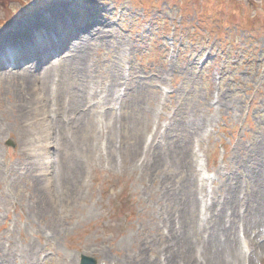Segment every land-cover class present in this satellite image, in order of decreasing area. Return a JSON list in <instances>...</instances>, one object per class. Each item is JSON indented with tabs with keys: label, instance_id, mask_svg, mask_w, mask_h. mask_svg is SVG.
Returning a JSON list of instances; mask_svg holds the SVG:
<instances>
[{
	"label": "rangeland",
	"instance_id": "374dc122",
	"mask_svg": "<svg viewBox=\"0 0 264 264\" xmlns=\"http://www.w3.org/2000/svg\"><path fill=\"white\" fill-rule=\"evenodd\" d=\"M81 254L264 264V0H0V264Z\"/></svg>",
	"mask_w": 264,
	"mask_h": 264
},
{
	"label": "bare ground",
	"instance_id": "6f19581e",
	"mask_svg": "<svg viewBox=\"0 0 264 264\" xmlns=\"http://www.w3.org/2000/svg\"><path fill=\"white\" fill-rule=\"evenodd\" d=\"M55 12H53L52 14H51V16L53 17V16H55ZM32 26V25H31ZM18 31H14V33H17ZM10 38H13V35L12 36H10ZM6 42H9V41H6ZM45 72V71H44ZM48 78V76L46 77V79ZM27 84H29L28 82H27ZM27 87H28V85H27ZM37 104H38V100H36L35 101ZM33 106V105H32ZM35 107V106H34ZM31 110H33V109H31ZM30 114V113H29ZM29 114H28V105L26 104V103H22L21 105H19V106H17V110H16V119H18V120H20V124H24L26 121H25V119H27L28 118V116H29ZM21 134L24 136V137H22L21 138V140H25V138H26V135H25V133L24 132H21Z\"/></svg>",
	"mask_w": 264,
	"mask_h": 264
},
{
	"label": "water",
	"instance_id": "95a60500",
	"mask_svg": "<svg viewBox=\"0 0 264 264\" xmlns=\"http://www.w3.org/2000/svg\"><path fill=\"white\" fill-rule=\"evenodd\" d=\"M82 264H95L93 260H90L88 258H82Z\"/></svg>",
	"mask_w": 264,
	"mask_h": 264
}]
</instances>
